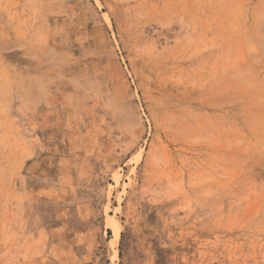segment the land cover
<instances>
[{
  "label": "rangeland",
  "instance_id": "374dc122",
  "mask_svg": "<svg viewBox=\"0 0 264 264\" xmlns=\"http://www.w3.org/2000/svg\"><path fill=\"white\" fill-rule=\"evenodd\" d=\"M0 264H264V0H0Z\"/></svg>",
  "mask_w": 264,
  "mask_h": 264
},
{
  "label": "bare ground",
  "instance_id": "6f19581e",
  "mask_svg": "<svg viewBox=\"0 0 264 264\" xmlns=\"http://www.w3.org/2000/svg\"><path fill=\"white\" fill-rule=\"evenodd\" d=\"M45 64V62H43L42 64L40 63L39 65L37 64V65H35L36 66V68H42L43 67V65ZM31 65H33V67H34V64H31ZM115 226H117V225H115ZM115 229V237H117V239H119V236H120V229L118 228V227H116V228H114Z\"/></svg>",
  "mask_w": 264,
  "mask_h": 264
}]
</instances>
